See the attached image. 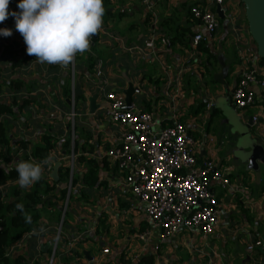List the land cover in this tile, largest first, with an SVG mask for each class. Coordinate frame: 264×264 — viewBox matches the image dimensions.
Wrapping results in <instances>:
<instances>
[{
	"label": "crops",
	"instance_id": "1",
	"mask_svg": "<svg viewBox=\"0 0 264 264\" xmlns=\"http://www.w3.org/2000/svg\"><path fill=\"white\" fill-rule=\"evenodd\" d=\"M18 3L9 6L10 12L20 11ZM199 5H205V0H156L151 10L143 0H104L103 30L95 42L92 40L89 52L77 55L72 80V64H40L36 57L27 55L23 38L14 30L15 19L10 16L3 23L13 32L11 41L0 46V103L15 109L14 115L1 118L9 127L13 150V161L7 167H14V161L30 154L32 147L42 145L44 135H57V145L51 152L54 162L45 166L43 176L59 183L60 177L56 182L51 175L57 163L59 170L62 166L70 169L65 142L69 141L67 121L72 96L78 105L77 156L96 159L101 166L99 177L103 184L87 192L88 202L80 200L88 166L76 163L73 173L71 205L59 237L60 252L73 258L72 264L91 260L98 264H144L142 261L150 258L153 264H264V247L252 254L247 251L254 242L264 243V170L258 176L238 159L239 136L232 133L221 109L225 97L229 96L233 103L240 71L238 50L246 45L254 47L255 43L241 0H226L237 14L238 34L222 20L217 34L196 48V34L210 37L192 16V8ZM152 37L159 39L154 50L145 46ZM162 39L166 45L160 42ZM99 62L103 74L97 78ZM260 64L264 65L262 60ZM216 74L224 83L215 81ZM16 81L22 83L16 86ZM130 86L139 90L132 98L134 111L151 113L157 131L179 119L198 144V164L213 161L231 180L229 186L220 181L213 185L223 203V213L208 239L196 231L182 232L165 242L157 255L160 230L152 225L145 205L124 184V173L107 158V151L118 144L122 131L102 106L110 92L121 93L126 99L125 91ZM93 97H97L99 109L91 114ZM253 116L260 118L253 136L263 135L261 108L253 107L240 117L246 122ZM20 141L30 142L28 150L19 147ZM84 146L87 150H83ZM16 186L9 183L1 190L8 196ZM64 187L59 185L57 190ZM24 190L31 191L32 187ZM61 201H57L59 212L57 208L49 209L38 226L10 248V258H21L22 264H49L63 217ZM81 224L89 227L81 229ZM146 230L151 231L152 238L144 244L138 235ZM107 248L111 254L104 255Z\"/></svg>",
	"mask_w": 264,
	"mask_h": 264
},
{
	"label": "built area",
	"instance_id": "2",
	"mask_svg": "<svg viewBox=\"0 0 264 264\" xmlns=\"http://www.w3.org/2000/svg\"><path fill=\"white\" fill-rule=\"evenodd\" d=\"M154 1L156 0H143L148 10H151ZM219 8L223 11L224 20L238 34L237 14L226 5V0H205V5L195 6L191 10L194 20L210 35L207 37L203 33L196 34L193 39L196 48L217 34L222 23L217 12ZM2 28H7V25L1 24L0 29ZM0 41L9 43L11 37L0 36ZM158 42V38L152 37L145 46L154 50ZM160 42L166 45L164 39ZM75 63L76 58L71 63L74 67L73 79ZM260 63L256 46L246 45L238 50L239 81L233 90L232 100L240 116L253 107L264 111V65ZM102 74V64L99 62L96 64V77L99 78ZM72 100L74 104V99ZM103 106L107 117L122 131L118 144L107 151V158L124 173V184L145 205L152 225L160 230L159 243L155 246L157 255L165 242L182 232L196 231L203 239H208L215 233L223 213V203L218 199L213 185L220 181L229 186L231 180L213 161L198 164V144L179 119H174L171 126L157 131L151 113L127 110L124 95L116 92L107 94ZM76 116L73 115L74 118ZM251 118L254 127H257L260 118ZM71 149L68 156L70 185L68 184L66 199L61 201L63 217L58 230V242L74 187L73 173L77 159L74 140L71 141ZM138 238L141 243L147 244L152 238L151 231L139 233ZM262 247L264 243L257 241L248 245L247 251L252 254ZM57 254L58 243L54 246L49 264H56ZM103 254H111L110 249H104ZM82 264L98 262L91 260Z\"/></svg>",
	"mask_w": 264,
	"mask_h": 264
},
{
	"label": "clouds",
	"instance_id": "3",
	"mask_svg": "<svg viewBox=\"0 0 264 264\" xmlns=\"http://www.w3.org/2000/svg\"><path fill=\"white\" fill-rule=\"evenodd\" d=\"M10 3L11 0H0V24L13 17L27 55L36 57L40 64L67 67L78 54L82 56L91 50L93 37L103 30L104 0H20L19 12H10ZM12 35L11 29H0V36ZM53 162L51 154L38 162L14 161L18 173L15 183L21 189H30L43 178L45 166L50 167ZM11 170L10 167L8 171ZM16 208L27 223L32 222L23 204H17Z\"/></svg>",
	"mask_w": 264,
	"mask_h": 264
},
{
	"label": "trees",
	"instance_id": "4",
	"mask_svg": "<svg viewBox=\"0 0 264 264\" xmlns=\"http://www.w3.org/2000/svg\"><path fill=\"white\" fill-rule=\"evenodd\" d=\"M18 2L20 0H11L10 5L13 6ZM7 28L11 29L9 25H7ZM17 33L21 36L19 32ZM262 63L264 64L263 61ZM21 83V81H16L15 85L19 86ZM14 114L13 105L0 103V162L3 166L0 167V264H22L21 258L12 259L8 256L10 248L26 234L31 233L38 226L43 215L49 213V209L57 208L59 212L57 201H63L67 197L71 171L67 167L62 166L59 170V183L51 182L48 177L43 176L41 181L32 186L31 191H26L16 186L11 189L10 195L6 196L1 189L9 183H15L18 173L14 170V167H12L11 171H8L7 165L13 161V150L9 137V127L1 118L4 115ZM42 142V145L32 147L31 153H26L20 160L27 161L32 159L38 162L44 159L55 149L58 136L52 134L44 135ZM18 144L24 150H28L30 146V142L26 141H20ZM70 148L71 141H66L65 149L69 150ZM75 150L77 153L78 143H75ZM83 150H87V147L84 146ZM76 163H85L88 166V172L82 181L83 187L80 189V200L88 202L89 196L87 192L93 191L97 186L103 184L100 182L99 177L101 166L96 159L87 158L83 154L77 156ZM73 180L74 186L75 179ZM59 185H65V187L57 190ZM70 198H72V195ZM17 204L24 205V210L31 216V223H27L24 214L17 210ZM142 262L144 264L154 263L153 258Z\"/></svg>",
	"mask_w": 264,
	"mask_h": 264
},
{
	"label": "water",
	"instance_id": "5",
	"mask_svg": "<svg viewBox=\"0 0 264 264\" xmlns=\"http://www.w3.org/2000/svg\"><path fill=\"white\" fill-rule=\"evenodd\" d=\"M241 2L245 7V18L248 24L249 34L257 47L260 59L264 62V0H241ZM217 12L221 20H224L223 11L219 8ZM97 37L98 34L93 37V42L97 40ZM3 45L4 43L0 41V46ZM214 79L215 81L224 83L220 74H216ZM135 92H139V90H135L132 86L125 91L127 110L133 108L132 98ZM96 101L97 97L90 99L91 114H94L99 109ZM224 101L225 105L221 108L223 114L231 126L232 133L239 136L237 142L239 149L236 152V156L241 161L247 163L249 170H253L257 172L258 176H261V172L264 170V133L263 135L261 134L263 137L261 135L254 137L255 127L252 118L244 122V118L240 117L237 113L236 105L229 100V96L225 97ZM59 166V163L55 165L51 175L56 182L59 181Z\"/></svg>",
	"mask_w": 264,
	"mask_h": 264
},
{
	"label": "rangeland",
	"instance_id": "6",
	"mask_svg": "<svg viewBox=\"0 0 264 264\" xmlns=\"http://www.w3.org/2000/svg\"><path fill=\"white\" fill-rule=\"evenodd\" d=\"M16 57H17V54H16ZM76 63H77V60H76ZM76 63H75V65H76ZM73 68L74 67L72 65V67H71V80L73 79ZM72 98H73V96H72ZM72 98H71V100H72ZM75 107L78 108V105L76 104V99L74 100V104H73V102L71 104V109L72 110H71V113H70V116H69V120L67 121V126H68L69 131H70L69 132V141H73L74 140L75 143H78L79 134L77 132V116L75 118L73 117V115L76 114ZM78 111H79V109H78ZM78 120H79V118H78ZM79 129H80V125H79ZM71 151H72V149L70 148L69 149V155L71 154ZM70 205H71V201H70ZM61 217H62V215H61ZM87 227H89V226H85V224H81L80 225L81 229H87ZM57 240H58V238L56 239L54 244L58 243V254H57V259H58V256H59L58 264H72L74 262L73 261L74 259L73 258H69V257L66 256V254H63V253L60 252L61 243H60V240H59V242ZM53 249H54V247H53ZM52 253H53V250H52ZM60 253H61V256H60ZM51 259H52V257H51ZM51 259L49 260V263H50ZM57 259H56V264H57ZM46 264H47V261H46Z\"/></svg>",
	"mask_w": 264,
	"mask_h": 264
}]
</instances>
